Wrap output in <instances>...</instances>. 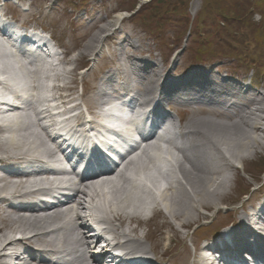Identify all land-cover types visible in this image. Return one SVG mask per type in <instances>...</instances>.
<instances>
[{
	"label": "rangeland",
	"instance_id": "rangeland-1",
	"mask_svg": "<svg viewBox=\"0 0 264 264\" xmlns=\"http://www.w3.org/2000/svg\"><path fill=\"white\" fill-rule=\"evenodd\" d=\"M13 1H18L21 6H14ZM146 1L12 0L6 3L5 12L28 28L49 33L54 44L61 49L60 61L55 64L53 70L50 68L41 70L39 79L46 82L43 79L51 74L56 75L55 77L67 76L69 91H62L59 96L69 95L66 99L69 103L77 101V98L81 100L82 114L87 110L93 117L96 116L95 113L99 109L97 93L102 80L109 72L119 70L123 73L125 69L128 70L131 53L134 56H145L150 53L151 57L159 61L161 56L167 66L165 74L171 77L184 75L188 68L198 65L211 70L217 68L242 78L251 76L257 82L259 90L264 91V0H237L238 2L235 0H155L150 4H146ZM75 4L80 6L77 8ZM21 7L29 11L23 12ZM74 8L77 11L87 10V18L90 21L85 18L78 19ZM229 9L237 12H229ZM221 11L228 18L231 16L239 20L229 23L219 13ZM127 16L129 17L126 18ZM91 43L92 46H90ZM104 50L107 54L103 53ZM155 51L158 57L153 55ZM97 55L94 69L85 73L93 65L92 60ZM174 57L179 60L175 64H173ZM10 58L5 55V52L0 54V60L4 59L6 60L4 62L14 65V61ZM170 66L173 68L171 69ZM31 70L34 68L28 66L26 76L31 73ZM0 72H5V76H18L19 79L16 80L18 82L27 79L22 75L20 67L11 69L0 65ZM156 81L155 79L154 83ZM55 85H58L56 81ZM42 95L39 94L37 98ZM55 97L58 96L55 95ZM172 107L179 113L182 121L187 122L186 125L202 124L204 120L219 121L229 125L239 121L234 118L229 120L226 114L230 113L223 112L220 108H217V113H214L209 106H199V109L191 112L176 105ZM257 107L263 109L258 113L262 115L261 118H255L261 130L255 131L254 134L263 144L261 149L256 145L253 154L242 157L244 166L233 160L231 168L235 167L236 170L230 175H224L221 170L213 171L219 174L215 175L216 185L221 184L219 180L221 182L224 180L226 183L223 188L224 204L221 208L229 207L235 209L237 213L224 216L226 213L222 212V209L219 213V209L213 208L210 210L211 214L208 212L206 214L203 209L197 207L199 212L196 211L197 217L193 220L197 222L193 223L189 229L179 230L182 236L187 237L183 240L176 237L173 243L175 256L170 254L169 259H172L170 262L201 264L198 255L205 239H212L215 236L214 232L220 227L235 223L239 217L242 218L246 213H250L257 201L261 202L264 199V105L255 106L254 104V108ZM203 131L207 134L209 141H215L208 129L205 128ZM221 139H225V135H221ZM228 140H225L226 143ZM220 147L224 154L231 157L227 151L229 147L222 145ZM0 153L2 154L1 150ZM193 165L201 171L200 175L207 177L208 172L200 165V161ZM183 167L187 172H191L186 165ZM195 181L198 185H202V181L198 179ZM252 186L254 189H261L254 192L251 189ZM202 214L207 217L206 220ZM190 221L193 222L191 219ZM164 224L165 220L159 217L149 223L147 231L152 232V237L155 235L153 232ZM173 224L177 229L179 228L176 223L173 222ZM11 228L14 226L6 221L0 224L2 231ZM195 231L197 233L194 235ZM162 232L165 236H174L173 230L168 225L163 226ZM13 235L15 233L11 234L12 238H14ZM164 259L166 258L163 257L162 260ZM4 262H8L7 259Z\"/></svg>",
	"mask_w": 264,
	"mask_h": 264
},
{
	"label": "bare ground",
	"instance_id": "bare-ground-1",
	"mask_svg": "<svg viewBox=\"0 0 264 264\" xmlns=\"http://www.w3.org/2000/svg\"><path fill=\"white\" fill-rule=\"evenodd\" d=\"M10 45L12 44L10 43ZM92 45L91 43L90 46ZM0 54H3L1 46ZM4 61L6 60H0V65L2 67H9L11 69L15 67L10 62ZM35 66L36 64L33 63V67ZM20 69L24 77H29L31 87L35 82L37 91L40 89L41 92L46 90L43 82L39 79L40 69L30 73L28 76H26V69H23V67H20ZM0 73L4 76L6 75L4 74L5 72ZM55 76L56 75L48 76V78L52 77L58 84L54 86L51 91L49 90V93L52 94L53 101H60L63 106L67 105L69 103L66 99L69 98V95L59 96V94L62 91H69L67 89L68 77ZM6 78L11 84H16V80L19 79L18 76L15 75H8ZM167 85L170 84L168 83ZM25 88L26 85L24 89ZM158 89L157 91L160 93ZM27 91L28 87L24 92L27 93ZM103 91L104 89L102 88L100 96H102ZM148 92L149 94L152 92L150 86ZM161 94H163V92H161ZM55 95L58 97L55 98ZM74 106L75 107L72 108L76 110L79 104H75ZM258 112L261 111L257 110L254 113L242 114L239 121L231 125L219 121L213 122L212 120H207L206 122L202 121V124L205 125L193 124L189 127L190 130L183 135L185 141H189L190 138L193 137L190 145L187 144V149L194 150L197 146L204 145L200 141L198 142L199 144L192 143H196L194 140L195 138H201V131L206 128L211 132L214 140L219 143L213 144L206 139L211 143L214 149L217 150V153L223 156V150L220 146H227L229 147L227 151H229L230 158L233 159L235 163L244 166V159H242V157L253 154L256 145L259 146L260 149L263 145L254 135L255 131L261 130L257 121H255V118H261L260 115H257ZM232 114L234 113L232 112ZM37 115L40 116V121L52 117L48 111L44 116L41 114ZM22 119L24 120L19 119V121L13 122L7 130L0 127V150L2 151L0 155H3L0 157V165L8 163L9 161L16 162L27 159L31 161L49 160L54 156V150L49 148V145L42 138L44 132L41 136V134H36L33 129L37 123V119L34 120V124L27 117ZM76 121L81 123V118H77ZM6 131L7 134L5 133ZM41 131H45V129H41ZM221 135H225V139H221ZM226 139H229L228 143H226ZM49 141H52L50 136ZM154 150L156 153H154L153 157H158L160 159L161 150L158 145ZM178 154L182 155V151L178 152ZM182 156V162L187 163L186 160L190 161L189 158L186 159V156ZM144 157L147 160L144 164L135 162L126 164V167H128L126 171L130 173V176L126 177L122 172L106 174H117V178L121 181L117 185L108 184L96 188L97 186L93 184L95 181L86 183L85 180H82L76 185V190H72L74 192V199L72 197L67 200L68 206L65 207V209L61 210L60 207L53 208L52 210L50 209L49 212H43L44 214L42 215H37L38 213H33L32 211H29L32 213L16 211L11 207L2 209L1 205L9 203L10 199H19L26 194L28 195L34 184L42 186L44 184L51 185L50 183H44L42 180H35L30 183H14L10 179L0 177V223L3 224V222L6 221L11 226H14V228L6 231L0 230V264H10L9 262H4L8 258L11 260V264H28L29 261L35 262V260L38 259V257L32 256L35 252L40 255H43V253L47 255L59 253L68 257V255H75L73 251L80 254L78 258L84 260L82 264H99L98 258L91 259L89 262H87L88 259L84 258L88 255V251L92 249V246H94V242L89 244L87 232L88 223L91 220L95 222L93 219L96 210L102 211L104 214L100 219L107 225L111 236L113 235L116 241L121 239L124 240L122 243L118 244L120 248L127 249L130 253H142V255L146 253L149 256L157 257V261L160 263L169 264L172 260L169 259L170 254L174 255L173 243L176 237H178L179 240H183V238L187 237L186 235L182 236L179 230L189 229L193 223L197 222L193 221L197 217L195 215L197 207L203 209L204 213L208 212L209 214L212 213L210 210L213 208L219 209L220 211L224 204L223 188L226 183L224 180L222 182L219 180L221 184L218 185L214 183V180L217 179L215 175H219L218 173H208L205 178L200 175L201 171L195 166L189 165L191 170L189 173L180 163L177 164V174H179L181 179H175L172 175L174 172L172 173L169 171V173H165L159 165H156L158 164L157 159L152 160L151 158H147V154ZM189 157L193 158V155L191 154ZM169 164L172 166L170 161ZM151 170L155 171L157 175L150 176L149 172ZM215 170L217 169L215 168ZM157 176L167 181L170 179V181L167 182V188L159 194H156L154 189L147 185V182L151 185H156L158 181ZM99 178L100 177H98V179ZM141 178H144L145 182H141ZM197 179L202 181L201 186L196 183L195 180ZM203 181H207V183H203ZM184 194L185 196H183ZM94 204L101 205V208L94 210ZM234 212L235 211L231 209L229 215H233ZM21 213L24 215H16ZM202 216L205 220L207 219L203 214ZM63 217H65V220ZM159 217L165 220L164 225H168V227L173 230L174 236H165L162 232L164 225H162L158 227L157 231L153 232L155 235L151 237L152 232L147 231L149 230V223ZM190 219L193 222H191ZM51 222L57 223L58 227L54 230H50L49 224ZM173 222L178 225V229ZM17 232L25 236L21 240H15L11 237V234ZM236 241L240 245L246 243L241 236L238 237ZM261 241L264 242V239H261ZM250 245L252 244L246 243V246ZM22 246L28 248V252L25 253L29 260H25V257L20 259L18 251H15ZM224 249L229 251L230 248L224 246ZM105 257L106 255L103 254L99 260L105 262ZM163 257L166 259L162 260ZM14 260L16 263H14ZM125 260H127V258H125ZM138 262L139 264L142 263L140 260ZM39 264H49V261L44 260V262H39ZM70 264H77V262ZM152 264L156 263L152 262Z\"/></svg>",
	"mask_w": 264,
	"mask_h": 264
},
{
	"label": "trees",
	"instance_id": "trees-1",
	"mask_svg": "<svg viewBox=\"0 0 264 264\" xmlns=\"http://www.w3.org/2000/svg\"><path fill=\"white\" fill-rule=\"evenodd\" d=\"M155 0H152V2H154ZM236 2H238L237 0H235ZM152 12L153 13H155V11L154 10H152ZM229 12H237L236 10H232V9H229ZM223 17H224V19H227V21L230 23L231 21H233L234 20V22H236V21H238L239 19H236V18H232L231 16H229V18H228V16H226V15H224L223 14V11H221V12H219Z\"/></svg>",
	"mask_w": 264,
	"mask_h": 264
}]
</instances>
